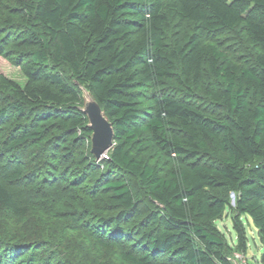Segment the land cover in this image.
<instances>
[{"label": "trees", "instance_id": "obj_1", "mask_svg": "<svg viewBox=\"0 0 264 264\" xmlns=\"http://www.w3.org/2000/svg\"><path fill=\"white\" fill-rule=\"evenodd\" d=\"M11 11L0 27H15L16 43L32 50L23 86L0 75V121L27 119L7 144L16 168L4 182L25 177L24 148L41 143L48 128L57 134L47 145L92 134L79 105L83 86L114 132L109 167L89 187L99 209L110 212L93 224L100 247L121 245L119 257L130 264H236L216 226L230 203L215 190H225L234 195L236 250H245L240 216L251 219L264 249V0H13ZM183 24L192 33L176 31ZM237 29L258 49L251 64L240 66L201 41ZM205 72L215 81L206 96L222 114L159 88L173 79L190 89ZM141 87L156 88L146 108L138 100ZM53 147L50 159L64 168L72 146L65 138ZM152 147L172 162L165 174L145 157ZM86 169L84 178L92 167ZM124 175L155 206L135 220L140 197ZM31 211L0 182V264H18L21 255L59 237L57 223H32Z\"/></svg>", "mask_w": 264, "mask_h": 264}, {"label": "rangeland", "instance_id": "obj_2", "mask_svg": "<svg viewBox=\"0 0 264 264\" xmlns=\"http://www.w3.org/2000/svg\"><path fill=\"white\" fill-rule=\"evenodd\" d=\"M12 5L13 0H0V20L9 15L13 16ZM176 31H181L182 35L190 34L192 28L183 24ZM19 39L20 32L15 27H0V75L23 86L27 79L22 68L28 64L32 49L18 45L16 42ZM201 41L217 45L228 58L240 66L251 64L258 53V49L249 43L241 29L205 34ZM55 70L64 71L63 68H55ZM209 84L215 85V81L205 72L204 80L190 89L182 88L173 79H167L159 88L167 94L179 97L212 114H222V109L212 104L206 96L205 88ZM78 90L80 94L79 105L87 115L89 124L91 119L87 113L88 105L89 110L97 111V108L91 106L89 99L97 102L83 86H78ZM138 90L141 91L138 99L140 107L146 108L151 104L150 97L156 88L141 87ZM1 97L0 93V107L2 106ZM101 113H103L102 110L98 114ZM26 121L25 117H12L7 122L0 121V182L4 183L17 200L31 206L32 211L28 217L30 222L43 225V222L48 220L47 224L50 225V228L57 223L58 226L56 227L60 231L57 232L59 237H56L55 242L33 249L32 256H29V252L21 255L18 258V264H43L46 260V264H130L119 257L118 250L121 245L105 249L100 247L94 239L99 233L97 229L93 228L95 220L110 212L105 211L101 206L99 209L93 191L89 189L94 184V177L105 172L109 167L107 163L108 151L99 159H96L91 152L93 131L89 137H85L80 132L74 136L64 137V139L66 138V145L72 146L73 152L65 160L63 159L62 164H66V166L61 168L62 165H59L61 161L50 159V150L51 152L57 150L53 146H60L64 139L51 140L50 144L47 145L48 142L46 141L57 134V130L48 128L45 139L41 143L31 144L24 148L27 162L26 166L22 167V173L25 174V177L23 176L16 182H4L3 177L11 169L16 168L14 159L9 157L12 151L6 150L7 144L19 126ZM96 124L97 122H94L95 126ZM43 150H49L45 159L43 158L46 152H42ZM145 157L161 174H165L172 165V162L156 147L147 151ZM88 166L92 169L89 177L84 178ZM123 177L134 186L140 197L141 215L135 217V220L154 209L155 206L139 188L135 179L128 175ZM215 192L226 197L230 207H233L234 200L231 192L225 190H215ZM230 207L225 209L221 218L216 222V226L228 247L231 248L230 252L234 251L231 258H233L234 253H237L239 258L236 264H264V249L259 241L257 229L249 217H239L245 233V250H236L238 237L232 222L235 213ZM129 244L128 241H125L122 246L129 249ZM35 258H38V261H34Z\"/></svg>", "mask_w": 264, "mask_h": 264}, {"label": "water", "instance_id": "obj_3", "mask_svg": "<svg viewBox=\"0 0 264 264\" xmlns=\"http://www.w3.org/2000/svg\"><path fill=\"white\" fill-rule=\"evenodd\" d=\"M89 100H92V99H89ZM93 103L95 102L93 101ZM95 104L97 106V111L89 110V105H88L87 113L91 119L89 126L91 130L93 131L91 152L94 154L96 159H99L113 146L114 132H113L111 124L107 121V119H106L107 125L105 127H102L101 129H98V130L95 129L94 122H97L100 119V115L98 113L101 112L99 105L97 103ZM232 196L234 200V195L232 194Z\"/></svg>", "mask_w": 264, "mask_h": 264}, {"label": "bare ground", "instance_id": "obj_4", "mask_svg": "<svg viewBox=\"0 0 264 264\" xmlns=\"http://www.w3.org/2000/svg\"><path fill=\"white\" fill-rule=\"evenodd\" d=\"M90 102H91V106L97 108L96 104L93 103L92 100H90ZM106 125H107L106 118H105V116L101 113V114H100V119L97 121L96 126L94 125V126H95V129H96V128H97L96 130L101 129L102 127H105Z\"/></svg>", "mask_w": 264, "mask_h": 264}, {"label": "built area", "instance_id": "obj_5", "mask_svg": "<svg viewBox=\"0 0 264 264\" xmlns=\"http://www.w3.org/2000/svg\"><path fill=\"white\" fill-rule=\"evenodd\" d=\"M239 258V254H237V253H234V255H233V261L235 262V263H237V259Z\"/></svg>", "mask_w": 264, "mask_h": 264}]
</instances>
